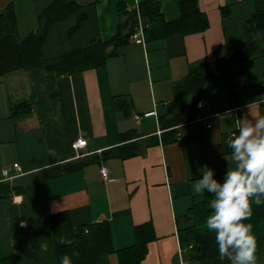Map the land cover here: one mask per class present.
Masks as SVG:
<instances>
[{"label": "crops", "instance_id": "1", "mask_svg": "<svg viewBox=\"0 0 264 264\" xmlns=\"http://www.w3.org/2000/svg\"><path fill=\"white\" fill-rule=\"evenodd\" d=\"M41 1L27 8L18 0H0V13L14 4L23 38L37 29L38 16L55 0ZM141 1L62 0L73 12L52 27L74 19L65 30L69 48L60 55L85 48L94 39H112L118 4ZM160 1L167 21L180 18L179 0ZM198 4L209 23L203 32L144 42L129 39L103 64L75 73L34 67L0 76V181L19 190L0 199V257L15 255L18 264H58L51 214L68 210L74 226L108 221L116 250L133 245L134 227L149 222L156 238L141 264L180 263L178 228L186 223L183 215L196 198L207 194L192 190L200 178L198 169L207 164L222 180L227 167L234 166L226 141L238 132L237 120L264 116V36L257 34L249 42V59L233 66L199 98L204 104L195 108L194 120L168 129L175 131V141L162 142L169 132L160 116L171 118L198 97L184 83L191 67L212 62L223 47L244 42V23L256 9L255 0ZM78 23L79 29L70 31ZM24 102L32 104L31 112L12 117V109ZM253 102L249 111L246 106ZM129 130L139 134L133 140L140 143L139 152L102 159ZM80 137L87 140L82 158L93 162L47 178L43 170L53 161L78 159L71 144ZM14 163L21 172L12 168ZM102 167L108 170L107 178L102 177ZM4 169L12 178L6 179ZM98 264H119V254L111 252Z\"/></svg>", "mask_w": 264, "mask_h": 264}, {"label": "trees", "instance_id": "2", "mask_svg": "<svg viewBox=\"0 0 264 264\" xmlns=\"http://www.w3.org/2000/svg\"><path fill=\"white\" fill-rule=\"evenodd\" d=\"M256 9L244 23L246 40L233 46L223 47L222 51L212 62H203L191 67L189 75L184 79L187 90L198 94V97L184 105L171 118L160 116V123L169 132L162 142L175 141L169 128L185 124L196 118L195 108L199 98L212 89L231 68L249 59V42L257 34L264 36V0H255ZM180 18L167 21L161 11L160 0H145L138 3L140 16L150 27L145 30V40L163 39L176 34L188 35L203 32L208 27V18L200 9L198 0H179ZM73 9L55 0L38 16V29L25 37H20L17 31V17L13 3H9L0 13V76L20 68L43 67L57 70L60 73H75L90 67L103 64L107 58L118 53L120 47L127 43L138 24V11H129L128 6L118 4L119 22L116 34L112 39L103 41L94 39L82 49H73L57 58H46L43 47L48 40L51 27L62 16L72 13ZM225 13V11H224ZM79 23L70 31L78 30ZM201 100V99H200ZM29 102L15 106L11 111L12 117H23L31 112ZM139 137L135 130L120 134V144L105 150L101 158H128L139 152L140 143L133 141ZM93 162V159L79 157L75 161L65 163L52 162L44 169L47 178H54L65 173L81 170ZM9 182L0 181V199L18 192ZM21 191V190H20ZM210 194L196 198L187 212L183 215L185 225L178 228L179 245L184 250L186 262L196 261L199 264H230L228 260L219 258L215 234L206 229V218L210 214ZM253 207V216L244 223L253 224V233L258 242V251L264 248V203ZM51 225L56 247L58 264L64 254L71 256L73 264H98L103 256L117 251L119 264H141L147 252L148 245L156 238L149 222L134 227L135 242L133 245L116 250L113 245L111 227L108 221L88 223L74 226L68 210L51 214ZM60 235L73 240L71 245L59 244ZM257 251V252H258ZM77 252L78 256H72ZM0 264H18L15 255L0 257Z\"/></svg>", "mask_w": 264, "mask_h": 264}, {"label": "clouds", "instance_id": "3", "mask_svg": "<svg viewBox=\"0 0 264 264\" xmlns=\"http://www.w3.org/2000/svg\"><path fill=\"white\" fill-rule=\"evenodd\" d=\"M255 102L247 105L251 111ZM238 132L226 141L231 149V161L222 180L215 170L204 164L198 170L200 178L192 184L194 194H210V214L206 229L215 234L219 258L230 264H258V242L253 224L244 223L253 216V207L264 203V116L237 120ZM59 244L71 245L73 240L60 235ZM47 251V245L41 246ZM73 252L72 256H78ZM61 264H73L64 254Z\"/></svg>", "mask_w": 264, "mask_h": 264}, {"label": "built area", "instance_id": "4", "mask_svg": "<svg viewBox=\"0 0 264 264\" xmlns=\"http://www.w3.org/2000/svg\"><path fill=\"white\" fill-rule=\"evenodd\" d=\"M128 10L129 11H134V10L138 11V18H139L138 24L135 27V31L131 35L130 39H132L134 41H138V42H144L145 41V30L150 27V24L145 23L143 21V19L141 18L139 8H138V4H136L134 6H128ZM203 104H204L203 100H199L197 103V107L200 108L203 106ZM133 117L136 121H139L140 115L135 113V114H133ZM208 127H210V125H208ZM86 146H87V140L85 138H81V137L78 138L77 140L73 141L71 144L72 149L76 152L77 158L84 156V154L82 153V150ZM12 168L14 170H16L17 173L21 172V170H22L19 163H14L12 165ZM8 173H9V169L3 170V174L6 176V179L12 178V176H9ZM101 174H102V177L107 178L108 170L106 167L101 168ZM178 254H179V257L181 260V264H185L186 260L184 259V250L180 247V245L178 247Z\"/></svg>", "mask_w": 264, "mask_h": 264}, {"label": "rangeland", "instance_id": "5", "mask_svg": "<svg viewBox=\"0 0 264 264\" xmlns=\"http://www.w3.org/2000/svg\"><path fill=\"white\" fill-rule=\"evenodd\" d=\"M18 1L21 3V7L26 6L27 8L33 7L34 3L35 5H37L36 3L40 5L42 2L41 0H18ZM73 19L74 17L61 23L58 26L56 25L54 27H51V29L52 28L53 29L49 35L48 42L46 43L45 48L43 47V51H45L48 57L53 56L55 58V56L60 55L62 52L67 50V48H69L70 41L65 36V32H66L65 30L68 27V25H70L69 23L73 21ZM23 29L25 28H22V30ZM37 29L35 31H37ZM23 34H27V33H23ZM257 256H258V264H264V248H262L261 250L257 252ZM179 264H181V260ZM185 264H199V263L193 260V261L186 262Z\"/></svg>", "mask_w": 264, "mask_h": 264}]
</instances>
